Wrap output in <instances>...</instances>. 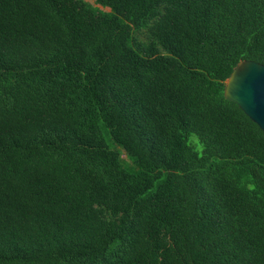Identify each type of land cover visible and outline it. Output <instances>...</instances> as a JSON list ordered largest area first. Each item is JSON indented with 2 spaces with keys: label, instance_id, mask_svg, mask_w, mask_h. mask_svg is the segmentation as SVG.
<instances>
[{
  "label": "trees",
  "instance_id": "1",
  "mask_svg": "<svg viewBox=\"0 0 264 264\" xmlns=\"http://www.w3.org/2000/svg\"><path fill=\"white\" fill-rule=\"evenodd\" d=\"M247 59L264 0H0V264H264Z\"/></svg>",
  "mask_w": 264,
  "mask_h": 264
},
{
  "label": "water",
  "instance_id": "2",
  "mask_svg": "<svg viewBox=\"0 0 264 264\" xmlns=\"http://www.w3.org/2000/svg\"><path fill=\"white\" fill-rule=\"evenodd\" d=\"M225 97L236 104L264 131V64L240 61L226 80Z\"/></svg>",
  "mask_w": 264,
  "mask_h": 264
},
{
  "label": "rangeland",
  "instance_id": "3",
  "mask_svg": "<svg viewBox=\"0 0 264 264\" xmlns=\"http://www.w3.org/2000/svg\"><path fill=\"white\" fill-rule=\"evenodd\" d=\"M87 1H90L92 3H95V0H87ZM104 9L108 10V8H104ZM194 137H196V136L194 135Z\"/></svg>",
  "mask_w": 264,
  "mask_h": 264
}]
</instances>
